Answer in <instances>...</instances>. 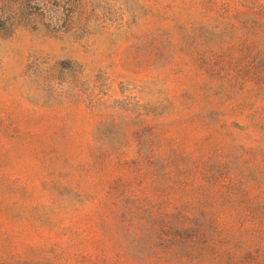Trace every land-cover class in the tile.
<instances>
[{
  "label": "rangeland",
  "instance_id": "obj_1",
  "mask_svg": "<svg viewBox=\"0 0 264 264\" xmlns=\"http://www.w3.org/2000/svg\"><path fill=\"white\" fill-rule=\"evenodd\" d=\"M0 264H264V0H0Z\"/></svg>",
  "mask_w": 264,
  "mask_h": 264
}]
</instances>
